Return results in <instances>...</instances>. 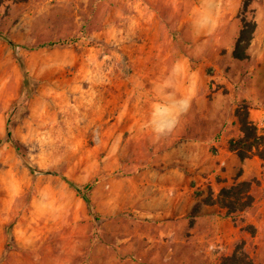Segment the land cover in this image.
I'll list each match as a JSON object with an SVG mask.
<instances>
[{"label": "rangeland", "instance_id": "obj_1", "mask_svg": "<svg viewBox=\"0 0 264 264\" xmlns=\"http://www.w3.org/2000/svg\"><path fill=\"white\" fill-rule=\"evenodd\" d=\"M245 1L0 0V264H221L241 241L264 264V160L229 150L242 103L264 131ZM242 180L246 210L203 201Z\"/></svg>", "mask_w": 264, "mask_h": 264}, {"label": "trees", "instance_id": "obj_2", "mask_svg": "<svg viewBox=\"0 0 264 264\" xmlns=\"http://www.w3.org/2000/svg\"><path fill=\"white\" fill-rule=\"evenodd\" d=\"M250 0L245 1L244 11L249 12ZM257 30V22L254 18H248L245 15L242 18V27L239 35L236 39L232 56L238 60H248L250 58L249 48L255 37ZM10 44L16 49L18 45L13 41ZM56 42L39 44L32 48H41L43 46H52ZM18 61L25 72L24 81V96L25 103L28 102L32 94V78L26 69L23 59L18 56ZM238 123L240 125L241 135L238 138H231L229 140V150L236 153L241 161L258 156L264 160V131L250 118V107L246 103H242L235 110ZM8 136H11V132L8 131ZM30 170L36 172L35 167L30 163H26ZM64 180H66L71 186L75 187L79 192H83L86 187H81L69 180L64 175L59 174ZM252 183L247 180L238 181L230 186H224L221 188L217 197L208 195L203 201L208 205L218 204L228 210V213L242 212L251 207L254 203V196L251 193ZM84 198L89 204L93 213V208L90 203L89 197L83 193ZM197 211V207L195 208ZM254 230L252 231V233ZM221 264H254L252 257L245 249V242H239L231 255L224 256Z\"/></svg>", "mask_w": 264, "mask_h": 264}]
</instances>
